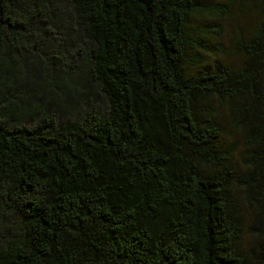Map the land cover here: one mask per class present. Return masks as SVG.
<instances>
[{"label": "trees", "instance_id": "trees-1", "mask_svg": "<svg viewBox=\"0 0 264 264\" xmlns=\"http://www.w3.org/2000/svg\"><path fill=\"white\" fill-rule=\"evenodd\" d=\"M258 5L227 64L203 0H0V264H264Z\"/></svg>", "mask_w": 264, "mask_h": 264}, {"label": "rangeland", "instance_id": "rangeland-1", "mask_svg": "<svg viewBox=\"0 0 264 264\" xmlns=\"http://www.w3.org/2000/svg\"><path fill=\"white\" fill-rule=\"evenodd\" d=\"M207 5H213L218 8H228L222 17L218 10H212L208 13H201L193 19V26L196 30L202 31L197 34V38L205 37V49L209 55L215 57L213 62L222 61L227 64L238 63L240 57L234 53L233 41L235 38L246 36L248 32L255 27L259 21L260 6L257 3L260 0H203ZM218 22L221 24V32L203 31L209 24ZM210 28V27H208ZM244 214L251 218L249 211ZM245 243H251L250 239L244 237Z\"/></svg>", "mask_w": 264, "mask_h": 264}]
</instances>
